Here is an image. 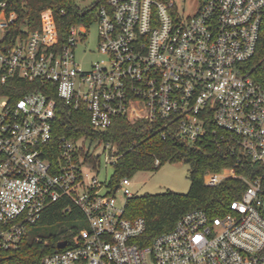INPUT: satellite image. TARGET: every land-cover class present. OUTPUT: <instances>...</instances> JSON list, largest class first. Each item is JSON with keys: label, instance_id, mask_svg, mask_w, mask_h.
Here are the masks:
<instances>
[{"label": "built area", "instance_id": "built-area-1", "mask_svg": "<svg viewBox=\"0 0 264 264\" xmlns=\"http://www.w3.org/2000/svg\"><path fill=\"white\" fill-rule=\"evenodd\" d=\"M17 1L0 0V84L16 78L37 88L16 101L0 97V259L59 203L64 212L77 210L84 226L59 237L39 264H264V0H205L187 17L172 1L104 0L94 18L69 27L62 43L49 9L36 29L13 35ZM70 1L84 11L97 0ZM93 23L102 58L84 70L75 51ZM59 104L84 107L93 132L124 117L147 122L163 139L167 131L189 144L213 139L227 145L235 167L251 165L254 176L206 173L209 187L241 180V198L221 217L189 211L142 246L144 220L124 218L126 200L120 206L115 196H133L130 179L114 190L96 177L116 162L114 145L61 137L54 161L46 157L54 152Z\"/></svg>", "mask_w": 264, "mask_h": 264}, {"label": "trees", "instance_id": "trees-1", "mask_svg": "<svg viewBox=\"0 0 264 264\" xmlns=\"http://www.w3.org/2000/svg\"><path fill=\"white\" fill-rule=\"evenodd\" d=\"M104 0H97L89 9L80 10L70 0H26L17 1L15 11L18 19L12 28V34L20 33L22 27L28 30L37 28L40 13L52 11L57 28L59 43L64 41L66 33L74 23L94 18L97 7ZM167 4L172 0H158ZM64 10L63 15L61 11ZM260 53H264V20L262 23ZM37 88L36 84L13 78L6 84H0V97L18 100L27 92ZM43 91V89H40ZM57 110L58 121L54 124V135L50 145L54 152L46 157L54 161L58 153V140L66 137L71 140L83 138L98 139L109 142L116 147V162L112 165V175L108 182L113 189L123 178H131L138 172H155L165 163L184 162L189 165L190 187L186 194L167 191L162 194L131 196L126 199L123 217L129 220L142 218L145 230L139 238L142 246L148 245L157 236L173 229L176 222L187 212L202 210L210 218H217L229 211L230 204L239 200L244 193L245 185L237 178H227L216 186L209 187L203 183L206 173L219 174L224 169H233L237 176L253 178V167L246 165L235 167V157L225 144L219 146L213 139L189 144L172 132L167 131L163 139L161 132L145 121L129 122L124 117H117L111 126L102 132H93L88 113L84 107L78 110ZM80 153L83 150L80 149ZM96 162L98 159L87 158ZM81 214L73 209L71 213L63 211L62 204L51 206L41 220L30 226L18 249L6 252L0 264H39L41 257L55 249L59 237L69 238L71 230L76 232L83 228ZM39 237L41 241H35ZM47 241L48 245H43Z\"/></svg>", "mask_w": 264, "mask_h": 264}, {"label": "rangeland", "instance_id": "rangeland-1", "mask_svg": "<svg viewBox=\"0 0 264 264\" xmlns=\"http://www.w3.org/2000/svg\"><path fill=\"white\" fill-rule=\"evenodd\" d=\"M205 0H172L174 10L181 17L192 16L201 2ZM81 5V4H80ZM97 45V26L93 23L87 33V37L82 44H79L75 54L76 60L82 69H88L91 63L99 61L102 56L96 52ZM96 147V142L92 148ZM85 173L90 177L95 175L91 168H84ZM113 169L112 165L101 166L96 177L98 181L109 182ZM224 175L229 172L223 173ZM129 191L136 197L144 195L162 194L167 191H173L178 194H186L190 187L189 165L184 162H169L163 164L155 172H138L130 178ZM105 189H102L104 192ZM117 204L122 206L126 197L121 191L115 194Z\"/></svg>", "mask_w": 264, "mask_h": 264}, {"label": "water", "instance_id": "water-1", "mask_svg": "<svg viewBox=\"0 0 264 264\" xmlns=\"http://www.w3.org/2000/svg\"><path fill=\"white\" fill-rule=\"evenodd\" d=\"M117 189V186L114 188V190H116ZM65 243L66 242H60L58 245H57V247L58 248H63L64 246H65Z\"/></svg>", "mask_w": 264, "mask_h": 264}]
</instances>
